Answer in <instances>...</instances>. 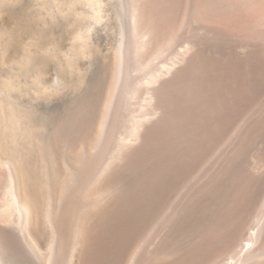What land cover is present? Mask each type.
<instances>
[{"label": "rangeland", "instance_id": "374dc122", "mask_svg": "<svg viewBox=\"0 0 264 264\" xmlns=\"http://www.w3.org/2000/svg\"><path fill=\"white\" fill-rule=\"evenodd\" d=\"M129 1L0 0V226L20 220L12 161L44 206L40 170L61 181L74 156L104 172L75 201L79 264H229L264 204V0H149L162 50L140 48ZM123 33L128 74L101 137ZM23 250L21 264H50L47 242Z\"/></svg>", "mask_w": 264, "mask_h": 264}, {"label": "bare ground", "instance_id": "6f19581e", "mask_svg": "<svg viewBox=\"0 0 264 264\" xmlns=\"http://www.w3.org/2000/svg\"><path fill=\"white\" fill-rule=\"evenodd\" d=\"M129 2H130V7H129L130 11L129 10L128 11L130 12V21H131L129 23L130 24L129 28L131 29L132 32L140 33L144 36V37L142 36V38H144L143 40L144 42H142V44L139 45L140 48L143 49L144 47L146 48L151 46L153 47L158 46V48L162 50V48L166 44V40H167L166 38L168 35L166 36V34L164 35L162 31L159 30L160 31L159 32L152 27L153 25V24L151 25L152 19L150 18L151 15L150 5L152 4H150V1L131 0ZM125 35L126 34L124 33L122 34V38L118 46V51H117L118 68H117L116 80H115V85L113 87L114 89L110 99V103L108 104L107 110L105 111L103 119L101 120L100 123L99 132L101 137H103L102 135L106 133L111 120V109L113 105L112 97L116 93L118 88L121 87V81L125 73H127L125 72V61L126 58H128L129 56L130 43L128 44L126 42ZM138 51L139 50L137 49V52ZM137 125L139 124L137 123ZM133 135H135V132ZM59 136L58 137L56 136L57 139L59 138ZM48 139L47 142L42 140L41 143H37L39 144L37 146H40L43 141H44L43 144L45 143L44 145L46 148L43 147L44 145L42 146L43 149L40 146V148L42 149V150L40 149L41 150L40 152H42L40 155H43L40 157H43L42 159H44L45 162L46 161L48 162L49 160L51 161V158L53 156L51 155L53 150L52 145L55 146L54 145L55 142L51 144L52 142L51 143L48 142ZM0 150H2V148ZM55 156L56 155L54 154V157ZM20 159L22 160L20 161ZM20 159L19 161L21 166L16 161L11 162L10 170H9L10 179L8 184L10 202L19 210L20 220L18 221V225L15 227L16 231H14L13 229H8L7 227L0 226V264H21L23 262V251H24L23 248L26 249L29 248L30 250H36V249L39 250L44 243L46 244V242L50 250V256H49L50 264H62V263L79 264V258L81 256L79 253V249L81 247L80 245L82 244L81 233L84 230H82V228L78 226L79 224L76 225L74 222V217L78 209L77 207L78 203L75 201L76 199H78V197L85 198L86 190L88 188L87 187L88 183L90 179H93L92 177L95 176V172L97 171H94L93 173V169L90 168V164L88 161L87 162L85 160L80 161L79 158H75L74 156L69 158V160L66 162L68 175L66 178H64L61 181L55 178L52 168H49L46 165L40 170L41 172L37 169L34 170V173L35 171L37 172L39 171L40 175L42 174L41 176L42 179L40 181L47 190L48 199L43 206L42 205L43 202L41 203L42 197H40L39 193L37 192L38 190L35 189L37 187L33 186V184L34 185L38 184V182H36L37 181L36 176L32 174L33 172H31L33 169H28L27 162L26 159H24V157L21 156ZM44 160H42L43 164H45ZM53 160L55 161V159ZM112 163H114L113 157L109 159L107 165H112ZM23 164H24V168H23ZM106 169L107 166L104 167L102 171H106ZM100 173L101 172H99L98 177H100L99 175H101L104 172H102L101 174ZM63 199H66L67 202L62 203ZM41 209L44 210L43 217L48 230L47 232H44L41 228V217H40ZM260 210H259L260 211L259 215H257L256 213L257 217L254 220V226L252 228L253 230L252 231L249 230V233L247 234L246 238H244L245 240L240 241L237 249L235 250V256H232V258H234L235 260H231L229 264H264V204ZM46 233H48L47 236Z\"/></svg>", "mask_w": 264, "mask_h": 264}]
</instances>
